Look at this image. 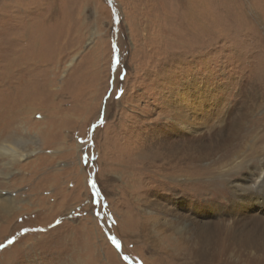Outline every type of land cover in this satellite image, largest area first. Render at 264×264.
Instances as JSON below:
<instances>
[{"label": "rangeland", "instance_id": "374dc122", "mask_svg": "<svg viewBox=\"0 0 264 264\" xmlns=\"http://www.w3.org/2000/svg\"><path fill=\"white\" fill-rule=\"evenodd\" d=\"M3 143L0 264H264V0H0Z\"/></svg>", "mask_w": 264, "mask_h": 264}, {"label": "snow or ice", "instance_id": "6c2138e0", "mask_svg": "<svg viewBox=\"0 0 264 264\" xmlns=\"http://www.w3.org/2000/svg\"><path fill=\"white\" fill-rule=\"evenodd\" d=\"M115 47V46H114ZM118 63V61H117ZM161 71H163V69H161ZM121 80H123V76L121 77ZM124 93V90L121 88L118 92H117V98H119L120 96H122ZM167 117H163L162 119H166ZM85 162H87V157L85 158ZM252 161L251 160H245V161H238L237 164L234 166L235 167V171H234V175H239L240 174V169H247L249 168V166L252 165ZM260 167H264V158H261V161H260ZM91 183V187L92 189L95 191V194L97 196L100 195L99 191L97 190V186H96V183L94 180L90 181ZM258 186V190L260 191H264V175L261 176V178L256 181L253 185L250 186V188H241L240 191L242 192H248L252 189H256ZM99 215V214H98ZM57 223H59V221H57ZM28 231H40V232H43L45 231L44 229H23L22 230V233H26ZM109 239L111 240V242L116 246L117 249L120 248L121 244H120V241L115 237V236H109ZM15 241V237L11 238L8 240L7 244H0V249H3L5 247H7L8 244H12L14 243ZM123 259L125 260H129L130 261V257L128 256H125L123 257ZM68 264H70V258H69V262ZM136 264H141V262L137 261Z\"/></svg>", "mask_w": 264, "mask_h": 264}, {"label": "bare ground", "instance_id": "6f19581e", "mask_svg": "<svg viewBox=\"0 0 264 264\" xmlns=\"http://www.w3.org/2000/svg\"><path fill=\"white\" fill-rule=\"evenodd\" d=\"M9 154H12V156H14V158L15 157L23 158L24 156H26V153H24L20 148L16 149L12 145L3 143V145L0 146V156H7ZM0 205H2L3 211H10L12 209H18L19 208L16 199L9 196V195L6 197H3V195L0 194Z\"/></svg>", "mask_w": 264, "mask_h": 264}]
</instances>
